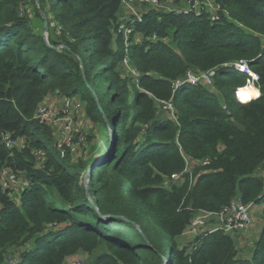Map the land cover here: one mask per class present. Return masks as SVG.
<instances>
[{"label":"trees","instance_id":"trees-1","mask_svg":"<svg viewBox=\"0 0 264 264\" xmlns=\"http://www.w3.org/2000/svg\"><path fill=\"white\" fill-rule=\"evenodd\" d=\"M217 1L218 20L149 10L134 31L141 41L134 33L125 49L120 0H0V173L27 183L0 185V264H64L82 252L90 264H264V227L250 256L221 229L178 241L200 211L236 199L264 205L255 175L264 165V0ZM240 60L259 77V96L246 102L234 92L247 74L226 66ZM211 69L215 92L174 89L189 71ZM50 94L84 103L103 127L100 156L60 150L35 117ZM5 135L22 146L8 147ZM261 214L264 222V206Z\"/></svg>","mask_w":264,"mask_h":264},{"label":"built area","instance_id":"built-area-1","mask_svg":"<svg viewBox=\"0 0 264 264\" xmlns=\"http://www.w3.org/2000/svg\"><path fill=\"white\" fill-rule=\"evenodd\" d=\"M119 24L117 26V33L121 34L124 41V47L125 49L130 44V37L132 34L134 35V40L138 42V40L135 39V37H138L141 35L137 32H134L137 25L142 22L144 14H146L149 10H163L164 12H174L176 14H191L194 13L195 15H201L203 13L207 14L208 17L211 20H218L220 18V11L223 10L222 6L220 5V2L217 0H179L176 2V0H120L119 4ZM143 7V10L141 8ZM153 38H155V35H153ZM142 39V38H141ZM124 61H128L126 57L123 58ZM228 67H232L235 69V71H239L241 73L247 74L248 79L246 84H249L250 86L256 87V82L258 81V74L255 73L250 67H248L247 63L245 61H238L235 63H229L226 65ZM215 71L213 69L207 70V71H198L193 72L189 71L186 74V77L182 80H178L173 83L174 89L179 88L180 85L188 83V84H203L204 86H210L212 84V76L214 75ZM257 88V87H256ZM237 88L234 92L235 98L240 101V96L238 95L239 92ZM258 89V88H257ZM259 90V89H258ZM259 96H254L251 99H255ZM68 99V98H65ZM249 99V100H251ZM247 100V101H249ZM246 102V101H241ZM159 109L161 111H164L167 116L170 118L176 120V113L174 111V108L172 106L171 101L166 100H160ZM50 113L49 110L42 107V104L38 107L35 117L40 122H47L46 121V114ZM48 124V123H47ZM4 141L8 147L18 146L21 147V142L17 140L10 139L9 135L4 136ZM59 146V144H58ZM61 146H59L60 148ZM63 151L64 149H61ZM208 163V159L198 160V161H192L189 162L186 160L185 168L182 172L174 173L170 175L169 181L175 182L176 180L182 181L183 174L188 173L192 174V168L194 164L197 165H206ZM264 172V167H263ZM21 187L25 186L27 183L24 181H19L16 175L7 170L3 169L0 173V185L4 188H12L16 185ZM263 194H264V186H263ZM254 202L244 204L240 199L233 200L227 207H225L222 211L216 213V212H206V211H200L197 214L200 215V217L212 219L215 218L217 220V224L215 227L211 229H199L201 225H204V221H198L196 219L195 221H191V231L197 235L205 230H216L221 229L225 233L233 234L235 232H241L247 230L248 226L251 223V215H250V209L253 206ZM190 226V225H189ZM194 226V227H193ZM16 259L13 257L7 258V264H16ZM73 264H77L76 262Z\"/></svg>","mask_w":264,"mask_h":264},{"label":"rangeland","instance_id":"rangeland-1","mask_svg":"<svg viewBox=\"0 0 264 264\" xmlns=\"http://www.w3.org/2000/svg\"><path fill=\"white\" fill-rule=\"evenodd\" d=\"M143 10V7L141 8ZM46 33V30H43ZM136 40L141 41V37H135ZM167 40H169L167 38ZM122 69L126 75L130 76L131 79L136 80L138 77L137 72L128 63V61L122 60ZM234 68H232L233 70ZM212 85V84H211ZM209 86L214 92L216 89L214 86ZM222 95L217 92V100H221ZM42 107L50 111L46 114V123L51 125L55 139L61 149L69 150L72 159H87L91 156H100L97 148L101 147L103 142V127L99 124L93 123L86 115L84 110V103L78 97H72L65 99L57 94H50L42 103ZM166 114L164 111H161ZM108 129H110L108 127ZM80 178H82L80 176ZM81 180V179H80ZM85 181V179H84ZM178 180L175 181V183ZM166 183H170L166 181ZM19 184L15 186V190H19ZM15 191V192H16ZM16 196V195H15ZM259 204V208L263 203H254L250 209L251 223L247 230L241 232H235L232 236L236 240L237 248L239 250V255L244 254L245 256H250L254 242L258 238V233L264 227V222L259 219V210L255 209V206ZM261 208V210H262ZM198 219V221H204V225H201L199 229H211L216 226V219H207L200 217L199 214L193 216L192 222ZM191 222V223H192ZM253 224V226H252ZM252 226V227H251ZM194 227V226H193ZM192 225L190 224L187 229L188 232H184L179 238V243L188 244L194 237L195 234L191 231ZM246 235H251L246 238ZM238 239V240H237ZM238 241H241L238 244ZM17 251V250H16ZM14 252V254L16 253ZM92 261V256L87 253H78L76 255L68 257L64 264H90Z\"/></svg>","mask_w":264,"mask_h":264},{"label":"bare ground","instance_id":"bare-ground-1","mask_svg":"<svg viewBox=\"0 0 264 264\" xmlns=\"http://www.w3.org/2000/svg\"><path fill=\"white\" fill-rule=\"evenodd\" d=\"M256 89V90H255ZM239 92V96H240V101H247L251 98H253L254 96L258 95L259 90L256 87L250 86L249 84H246L243 87H240V89L238 90ZM243 93V95H241ZM247 97V98H245Z\"/></svg>","mask_w":264,"mask_h":264},{"label":"crops","instance_id":"crops-1","mask_svg":"<svg viewBox=\"0 0 264 264\" xmlns=\"http://www.w3.org/2000/svg\"><path fill=\"white\" fill-rule=\"evenodd\" d=\"M263 167H264V165H263ZM263 167H261L260 169L256 170V171H255V175L258 176V177H262V178L264 179ZM263 206H264V205H263ZM261 208H262V206L259 208V204H257V205L255 206V209H256V210H259V212H258V213H259V219H260L261 221H263V220H262V214H261V211H262ZM212 219L215 220V218H212ZM216 222H217V221H216ZM252 226H253V224H252ZM252 226H251V227H252ZM188 228H189V226L187 227V229H188ZM187 229L185 230V233L188 232ZM260 232H261V231H259V233H258V237H259V235H260ZM185 233H184V234H185ZM250 236H251V235H246V238H248V237H250ZM237 240H238V239H237ZM240 243H241V241H238V244H240Z\"/></svg>","mask_w":264,"mask_h":264},{"label":"water","instance_id":"water-1","mask_svg":"<svg viewBox=\"0 0 264 264\" xmlns=\"http://www.w3.org/2000/svg\"><path fill=\"white\" fill-rule=\"evenodd\" d=\"M46 28H47V20H46V18L44 19V29L46 30Z\"/></svg>","mask_w":264,"mask_h":264},{"label":"snow or ice","instance_id":"snow-or-ice-1","mask_svg":"<svg viewBox=\"0 0 264 264\" xmlns=\"http://www.w3.org/2000/svg\"><path fill=\"white\" fill-rule=\"evenodd\" d=\"M241 95H243V93ZM245 98H247V97H245Z\"/></svg>","mask_w":264,"mask_h":264}]
</instances>
